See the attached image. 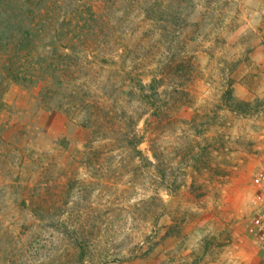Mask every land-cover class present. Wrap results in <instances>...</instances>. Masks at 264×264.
<instances>
[{"label": "rangeland", "instance_id": "rangeland-1", "mask_svg": "<svg viewBox=\"0 0 264 264\" xmlns=\"http://www.w3.org/2000/svg\"><path fill=\"white\" fill-rule=\"evenodd\" d=\"M263 147L264 0H0V264H264Z\"/></svg>", "mask_w": 264, "mask_h": 264}, {"label": "built area", "instance_id": "built-area-1", "mask_svg": "<svg viewBox=\"0 0 264 264\" xmlns=\"http://www.w3.org/2000/svg\"><path fill=\"white\" fill-rule=\"evenodd\" d=\"M253 185L254 196L251 201L250 228L256 242L264 247V147L254 173Z\"/></svg>", "mask_w": 264, "mask_h": 264}, {"label": "trees", "instance_id": "trees-1", "mask_svg": "<svg viewBox=\"0 0 264 264\" xmlns=\"http://www.w3.org/2000/svg\"><path fill=\"white\" fill-rule=\"evenodd\" d=\"M82 248V247H81Z\"/></svg>", "mask_w": 264, "mask_h": 264}]
</instances>
